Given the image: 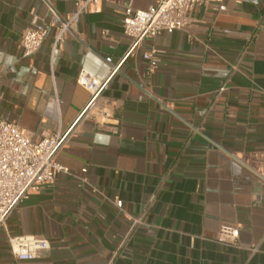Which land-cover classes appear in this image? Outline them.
<instances>
[{
  "label": "crops",
  "instance_id": "1",
  "mask_svg": "<svg viewBox=\"0 0 264 264\" xmlns=\"http://www.w3.org/2000/svg\"><path fill=\"white\" fill-rule=\"evenodd\" d=\"M76 1L0 0V117L34 141L67 130L89 101L76 83L86 68L110 78L118 132L82 123L57 154L71 174L0 228V264H264V0L203 3L184 29L137 47L125 9L155 0H103L62 43L52 27L23 58L24 29L49 23L51 7L67 17ZM222 227L238 229L236 244L217 240ZM8 235H41L51 247L20 260Z\"/></svg>",
  "mask_w": 264,
  "mask_h": 264
},
{
  "label": "built area",
  "instance_id": "2",
  "mask_svg": "<svg viewBox=\"0 0 264 264\" xmlns=\"http://www.w3.org/2000/svg\"><path fill=\"white\" fill-rule=\"evenodd\" d=\"M222 0H155L146 10L126 7L122 21L123 31L131 39V47H137L146 39H154L163 32L182 30L190 23L192 10L206 2L219 3ZM242 1V0H238ZM103 0H77L67 17L51 7V21L47 24L33 23L24 29L20 41L23 58L32 57L43 45L52 27L56 28L55 45L62 43L66 35L74 32L81 17L99 13ZM150 70L159 64L155 49L143 54ZM105 61L116 71L111 57ZM110 78L101 80L86 68H81L76 83L89 93V101L65 131L46 132L38 140L15 122L0 117V228L5 225L8 215L26 198L39 192L43 186L52 183L60 173L71 174L70 169L58 162L57 154L78 132L86 120L94 121L108 131L117 133L115 101L104 95ZM225 87H222L223 90ZM87 169L84 168L83 172ZM113 203L123 207V201ZM239 237L237 228L222 227L217 240L236 244ZM11 253L20 260H34L42 257L51 247L50 241L41 235H8Z\"/></svg>",
  "mask_w": 264,
  "mask_h": 264
}]
</instances>
